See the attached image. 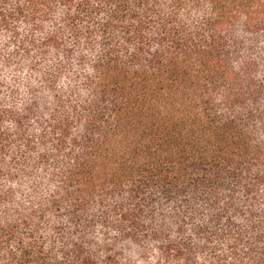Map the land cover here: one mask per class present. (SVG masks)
Returning a JSON list of instances; mask_svg holds the SVG:
<instances>
[{
	"label": "trees",
	"instance_id": "16d2710c",
	"mask_svg": "<svg viewBox=\"0 0 264 264\" xmlns=\"http://www.w3.org/2000/svg\"><path fill=\"white\" fill-rule=\"evenodd\" d=\"M259 43L264 0H0V264H264Z\"/></svg>",
	"mask_w": 264,
	"mask_h": 264
},
{
	"label": "rangeland",
	"instance_id": "374dc122",
	"mask_svg": "<svg viewBox=\"0 0 264 264\" xmlns=\"http://www.w3.org/2000/svg\"><path fill=\"white\" fill-rule=\"evenodd\" d=\"M257 46H260V51H263L264 50V48H263V46L264 45H262L261 43H259V44H257ZM259 51V52H260ZM262 57H263V59H264V53L262 54ZM261 70H262V68H261ZM223 252V254H225V250H223L222 251ZM145 257V255L144 254H139L138 253V255H136V261L137 262H139L140 264H143L144 263V261H143V258ZM209 260V259H208ZM211 262L212 261H210L209 263H207V262H203L202 264H211ZM216 264H220V263H216Z\"/></svg>",
	"mask_w": 264,
	"mask_h": 264
}]
</instances>
